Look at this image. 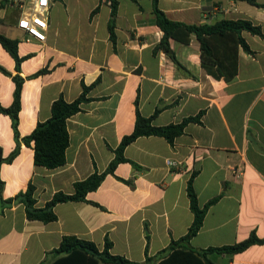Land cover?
Returning a JSON list of instances; mask_svg holds the SVG:
<instances>
[{"label":"crops","instance_id":"crops-1","mask_svg":"<svg viewBox=\"0 0 264 264\" xmlns=\"http://www.w3.org/2000/svg\"><path fill=\"white\" fill-rule=\"evenodd\" d=\"M12 1L0 9V34L18 41L21 61L16 65L0 44V68L8 73L0 70L2 108L13 102L12 77L23 82L18 140L10 117L0 113L2 201L29 184L36 208L57 192L73 194L75 182L107 169L122 138L133 131L136 112L157 127L201 115L172 144L158 136L130 142L123 157L138 167L118 163L85 201L56 204L55 221L29 220L22 203L2 207L0 202V264H49L63 236L92 242L99 252L108 239L109 254L155 264L192 223L186 187L193 173L199 207L218 199L189 247L231 246L251 232L264 239V37L242 32L251 52L239 49L232 80H216L202 69L194 36L188 45L169 41L181 69L162 51L153 52L162 32L151 0H119L113 42L105 0H51L43 42L17 27L28 0ZM22 1L26 7L18 14L13 5ZM255 1L259 6L240 0H157V7L169 20L187 25L249 20L264 36V0ZM82 85L89 87L87 100L66 121L65 163L55 169L35 165L32 143L21 139L50 117L54 100L74 101ZM17 143V154L7 161ZM207 257L213 264H264V244Z\"/></svg>","mask_w":264,"mask_h":264},{"label":"trees","instance_id":"trees-1","mask_svg":"<svg viewBox=\"0 0 264 264\" xmlns=\"http://www.w3.org/2000/svg\"><path fill=\"white\" fill-rule=\"evenodd\" d=\"M138 3L139 0H131ZM152 1V11L154 15L155 26L162 32V37L158 44L153 48V52L162 51L169 56L177 68L182 67L176 61L173 52L170 49L169 41L173 40L178 43L188 45L194 36V39L199 45V60L202 69L216 80L230 81L237 74L238 51L243 50L250 53L251 50L246 41L242 37V32H247L251 35L263 38V33L259 26L254 25L249 20H227L222 19L212 24L202 23L199 25H187L181 22L169 20L165 14L158 9L157 0ZM245 1L251 5L259 6L255 0H240ZM110 8V16L107 23V30L109 39L114 41V21L117 12L119 0H105ZM12 0H3L0 2V9L6 5H12ZM99 10L97 6L94 8L89 17L91 18ZM16 39H10L0 34L1 46L11 55L15 60L16 65L21 61L17 55ZM2 72L8 74L5 70L0 68ZM39 73H43L40 71ZM14 82L13 102L10 107L2 108L0 106V113L6 114L10 117L12 128L16 139L17 133V115L19 111V97L23 80L15 75L12 77ZM89 87L82 85V92L78 98L72 102H66L59 96L51 104L50 117L36 124L31 133L21 139L25 145L32 143L33 147V162L37 166L46 169H55L65 163V150L68 146V133L66 128V121L69 117L80 111V104L85 102V93ZM201 113L194 117L184 119L179 124H169L166 126H153L151 124V117L144 118L136 112L133 131L124 136L114 150L115 157L109 163L107 169L102 173L94 172L82 181L73 184V194H64L57 192L53 195L50 201L46 202L42 208H36L35 200L33 198L34 188L28 185L24 192H19L11 199L0 202L2 207L9 206L12 202H20L25 207V214L29 220H38L44 223L56 220L53 213V207L62 202L68 201H85V196L88 192L97 189L102 180L107 174L113 173L115 166L121 162H130L123 157V149L130 142L141 136H158L164 138L169 144L173 143L174 138L182 134L185 125L189 122H198ZM17 147L10 153L7 161L15 157L18 152ZM3 162L1 158L0 149V164ZM132 165V162H130ZM136 166V165H135ZM138 167V166H136ZM191 175L187 182L186 194L189 201V208L193 214V220L185 235L178 240H172L169 246L163 249L157 257L155 264H213L209 261L207 255L212 252L223 254H237L249 246L254 244H264V239H259L251 232L248 238L231 246L209 247L205 250H195L188 246L189 241L199 231L203 218L207 209L216 202L218 197H215L199 207L196 194L192 187ZM2 182L0 180V191ZM111 243L105 239L104 248L98 251L96 246L89 241L79 239L75 236H63L57 248L53 249L51 253L56 255V258L49 264H136L128 261L122 256L109 254ZM148 260V259H147Z\"/></svg>","mask_w":264,"mask_h":264},{"label":"built area","instance_id":"built-area-1","mask_svg":"<svg viewBox=\"0 0 264 264\" xmlns=\"http://www.w3.org/2000/svg\"><path fill=\"white\" fill-rule=\"evenodd\" d=\"M50 3L51 0H28L26 11L18 19L17 27L32 38L45 41Z\"/></svg>","mask_w":264,"mask_h":264},{"label":"rangeland","instance_id":"rangeland-1","mask_svg":"<svg viewBox=\"0 0 264 264\" xmlns=\"http://www.w3.org/2000/svg\"><path fill=\"white\" fill-rule=\"evenodd\" d=\"M13 6H14V8H16V10H18L17 13L19 14V11H24V9L26 7V3H25V1L17 2V3H14Z\"/></svg>","mask_w":264,"mask_h":264}]
</instances>
